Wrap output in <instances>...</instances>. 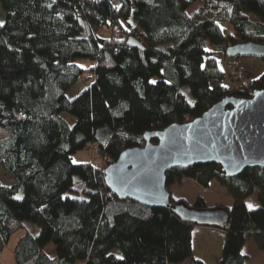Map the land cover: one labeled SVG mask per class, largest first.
Returning <instances> with one entry per match:
<instances>
[{"label":"trees","instance_id":"1","mask_svg":"<svg viewBox=\"0 0 264 264\" xmlns=\"http://www.w3.org/2000/svg\"><path fill=\"white\" fill-rule=\"evenodd\" d=\"M0 6L6 12L0 26V164L15 179L0 180V257L29 220L39 233L27 230L18 239L16 264H205L193 257L197 224L170 208L120 199L107 187L102 166L73 163L74 155L97 142L109 164L124 149L143 145L147 132L190 121L226 96L250 97L264 88V72L238 79L239 86L225 84L229 75L215 58L228 55L232 45L264 42V0H0ZM225 20L233 32L221 26ZM106 28L121 36H102ZM131 36L146 49L130 47ZM81 58L94 60V81L69 98L88 71L77 63ZM205 59L202 74L190 81ZM64 113L76 118L73 126ZM184 178L205 188L217 180L234 200L224 206L226 225L217 227L226 237L220 264H246L249 240L264 250L263 168L229 177L216 163L177 167L167 172L169 191ZM21 189L23 199H16ZM255 191L260 204L250 210L247 200ZM171 201L217 207L202 197L189 203L171 194ZM51 243L52 255L46 250Z\"/></svg>","mask_w":264,"mask_h":264},{"label":"water","instance_id":"2","mask_svg":"<svg viewBox=\"0 0 264 264\" xmlns=\"http://www.w3.org/2000/svg\"><path fill=\"white\" fill-rule=\"evenodd\" d=\"M127 44L146 49L134 36L127 39ZM227 54L264 59V42L232 45ZM144 136L143 145L124 149L104 169L111 192L122 200L170 208L183 220L200 226L222 227L229 219L227 208L196 209L173 203L167 172L211 163L219 164L229 177L247 168L264 169V88L253 91L250 97L226 96L190 121L172 123Z\"/></svg>","mask_w":264,"mask_h":264},{"label":"rangeland","instance_id":"3","mask_svg":"<svg viewBox=\"0 0 264 264\" xmlns=\"http://www.w3.org/2000/svg\"><path fill=\"white\" fill-rule=\"evenodd\" d=\"M198 5H194L189 12L193 11L195 8H197ZM6 16V12L1 8L0 6V22L2 24L4 23ZM254 19L258 20L257 16H253ZM221 26L226 29L227 32L231 33L233 32V25L230 21L225 20L221 22ZM115 30V29H114ZM113 29H104L101 32L102 36H110L111 34H114ZM215 58L217 60V64L219 69L222 72H226V70L229 68L231 64H239L245 66V75L242 77H227L224 80V83L230 86H239L242 81L238 79H256L259 78L263 72H264V60L262 58L257 57H231L224 54H216ZM77 63L84 68H86L88 71L85 75H83L78 83L71 88L67 95L69 98H74L78 94H80L82 91H84L86 88H88L92 82L94 81V75L89 74V68L94 65V60L90 58H81L77 60ZM209 61L205 59V61L202 64L201 68H196L193 71V74L191 76L190 81L194 80L196 77H198L200 74H202V68H204ZM188 82L187 84L184 82L183 92L187 97L190 99L192 98V94L188 88ZM65 118L68 120L71 126L74 125L76 122V118L68 113L63 114ZM98 143L97 142H89L87 147L83 150L77 152L74 155V160L76 162H83V161H90L96 165L102 166L104 169L107 167L108 163L106 162V158L103 157V155L97 151ZM0 180L5 184H10L15 181L13 175L6 169L2 167L0 164ZM187 182H184V184H177L171 186L170 192L171 194H174V196L177 195H183L186 196L188 199L190 198L191 202L193 203L196 201L198 197H202L208 206H219L224 207L225 204H229L227 202V199L233 200V198L228 193L227 189L222 186L217 180H213L212 184L210 186V189L206 188H199L200 186L197 185H190L189 180H186ZM191 181V180H190ZM194 181V180H192ZM172 190V191H171ZM173 192V193H172ZM23 195V190L21 189L16 196ZM65 196H69L72 198H83L84 194H77L74 192H67L65 193ZM234 201V200H233ZM187 202H189L187 200ZM258 197H257V191L254 192L253 196L250 198L248 205H254L258 203ZM233 203H230L232 206ZM227 207V206H226ZM257 207V206H256ZM31 231L34 234L39 233V226L38 224L31 222L29 220L25 221V227L15 232L11 239L9 244L6 246L2 256L0 257V264H16L15 257H14V247L16 245V242L18 239L26 232ZM56 247L53 243L49 244L46 248L47 252L51 255L55 251ZM244 252H248L251 256V260L248 264H264V250H261L257 247L256 243L253 240H250L246 246L243 249ZM257 253H259V257H257ZM78 264H83V261H79Z\"/></svg>","mask_w":264,"mask_h":264},{"label":"crops","instance_id":"4","mask_svg":"<svg viewBox=\"0 0 264 264\" xmlns=\"http://www.w3.org/2000/svg\"><path fill=\"white\" fill-rule=\"evenodd\" d=\"M186 180H189L190 185H193V186L197 185V186H200L199 188H201V187L205 188V187L201 186L193 178H184L181 183H177V184L183 185L184 182H187ZM192 180H194V181H192ZM211 184H212V182H211ZM211 184H210V186H211ZM210 186L206 189L209 190ZM172 195L174 196V194H172ZM174 197L175 198H184V199L188 200L189 203L191 202L190 198L188 199L186 196H183V195H177ZM250 198L247 200V206H249L248 202H249ZM227 201H229V202H227L229 204H225V205L227 207H232L230 205V203H233V200L227 199ZM259 204L260 203L258 202L256 204V206L258 207ZM256 206L254 208H257ZM225 239H226L225 232L222 229H219L216 227H209V226H200V225L196 226L194 229V232H193V242H192L193 257L203 260L205 262V264H220ZM246 244L244 245V247L246 246ZM244 247H243V249H244ZM244 253H247L249 255V260L246 262V264H248L251 260V256L248 252H244ZM257 257H259V253H257ZM182 264H189V261H185Z\"/></svg>","mask_w":264,"mask_h":264},{"label":"built area","instance_id":"5","mask_svg":"<svg viewBox=\"0 0 264 264\" xmlns=\"http://www.w3.org/2000/svg\"><path fill=\"white\" fill-rule=\"evenodd\" d=\"M114 35L116 37H120V33L118 31H114ZM123 37H126V35H122ZM245 66L244 65H239V64H231L229 68L227 69V73L229 77H242L245 74Z\"/></svg>","mask_w":264,"mask_h":264},{"label":"snow or ice","instance_id":"6","mask_svg":"<svg viewBox=\"0 0 264 264\" xmlns=\"http://www.w3.org/2000/svg\"><path fill=\"white\" fill-rule=\"evenodd\" d=\"M0 26H2V22H0ZM152 83H156V82L153 81ZM189 103H192V101H189ZM73 163H76V161L74 160ZM16 199H23V197L17 196ZM248 207H249L250 210H252L255 206L254 205H249Z\"/></svg>","mask_w":264,"mask_h":264}]
</instances>
